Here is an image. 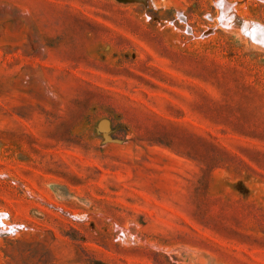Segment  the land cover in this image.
<instances>
[{"label":"rangeland","instance_id":"obj_1","mask_svg":"<svg viewBox=\"0 0 264 264\" xmlns=\"http://www.w3.org/2000/svg\"><path fill=\"white\" fill-rule=\"evenodd\" d=\"M227 1L0 0V264H264V2Z\"/></svg>","mask_w":264,"mask_h":264},{"label":"bare ground","instance_id":"obj_2","mask_svg":"<svg viewBox=\"0 0 264 264\" xmlns=\"http://www.w3.org/2000/svg\"><path fill=\"white\" fill-rule=\"evenodd\" d=\"M141 1L147 2L148 0H141ZM262 1L264 2V0H262ZM216 5L219 7V11H218V14H217L218 16L209 15V20L210 21H214V22L216 21L217 22L218 19L220 18L222 24H221L220 21H219L220 22L219 24L221 26L223 24H227V26H230L232 23H236L237 22V18L239 17V13H238V11L233 10V7H232L233 4L231 5L227 0H218V2H216ZM234 9H235V7H234ZM179 19L182 20V21H184V19L182 17H180ZM248 24L249 23L248 22H245V20H244V24L242 25L243 26V30H247L253 40H258V41H261L262 43H264V27L263 26H260V25H257L258 23L257 24L255 23V25L252 26L251 29L250 28L248 29ZM215 29H216L215 27L208 28L205 31L204 35L205 36H208L209 34L213 33ZM239 32H240V30H239ZM242 33H243V31H242ZM6 216H7V214H6L5 211H0V225L5 226L3 228L5 230H8L9 229L11 232L17 231V229L19 228V226L17 224L11 225L10 223L5 222L4 218ZM77 218H80V217L77 216Z\"/></svg>","mask_w":264,"mask_h":264},{"label":"built area","instance_id":"obj_3","mask_svg":"<svg viewBox=\"0 0 264 264\" xmlns=\"http://www.w3.org/2000/svg\"><path fill=\"white\" fill-rule=\"evenodd\" d=\"M180 17H182V18L184 19V23H186V21H187V17L184 16L183 13H180V14L178 15V18H180ZM179 20H180V19H179ZM180 21H181V20H180ZM186 33H187L188 35H190V36H194L193 28H192V27H187ZM209 35H210V34H209Z\"/></svg>","mask_w":264,"mask_h":264}]
</instances>
